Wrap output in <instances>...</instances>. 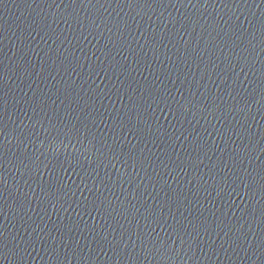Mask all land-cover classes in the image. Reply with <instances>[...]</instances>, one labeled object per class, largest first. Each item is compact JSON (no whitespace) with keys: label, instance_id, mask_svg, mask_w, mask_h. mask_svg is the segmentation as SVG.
<instances>
[{"label":"water","instance_id":"95a60500","mask_svg":"<svg viewBox=\"0 0 264 264\" xmlns=\"http://www.w3.org/2000/svg\"><path fill=\"white\" fill-rule=\"evenodd\" d=\"M0 264H264V0H0Z\"/></svg>","mask_w":264,"mask_h":264}]
</instances>
